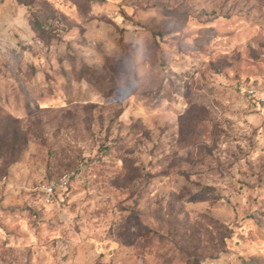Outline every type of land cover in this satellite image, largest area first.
Returning a JSON list of instances; mask_svg holds the SVG:
<instances>
[{
  "label": "rangeland",
  "instance_id": "obj_1",
  "mask_svg": "<svg viewBox=\"0 0 264 264\" xmlns=\"http://www.w3.org/2000/svg\"><path fill=\"white\" fill-rule=\"evenodd\" d=\"M0 264H264V0H0Z\"/></svg>",
  "mask_w": 264,
  "mask_h": 264
},
{
  "label": "built area",
  "instance_id": "obj_2",
  "mask_svg": "<svg viewBox=\"0 0 264 264\" xmlns=\"http://www.w3.org/2000/svg\"><path fill=\"white\" fill-rule=\"evenodd\" d=\"M248 91H249L250 95H255V93H256L255 89H253V88H250ZM50 190H51V188H50Z\"/></svg>",
  "mask_w": 264,
  "mask_h": 264
}]
</instances>
